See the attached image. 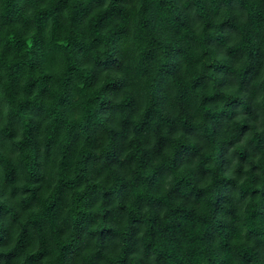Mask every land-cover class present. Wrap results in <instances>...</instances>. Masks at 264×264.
<instances>
[{
	"label": "trees",
	"instance_id": "obj_1",
	"mask_svg": "<svg viewBox=\"0 0 264 264\" xmlns=\"http://www.w3.org/2000/svg\"><path fill=\"white\" fill-rule=\"evenodd\" d=\"M0 264H264V0H0Z\"/></svg>",
	"mask_w": 264,
	"mask_h": 264
},
{
	"label": "clouds",
	"instance_id": "obj_2",
	"mask_svg": "<svg viewBox=\"0 0 264 264\" xmlns=\"http://www.w3.org/2000/svg\"><path fill=\"white\" fill-rule=\"evenodd\" d=\"M244 21V17H241V22H243ZM5 111H7V109H5Z\"/></svg>",
	"mask_w": 264,
	"mask_h": 264
}]
</instances>
